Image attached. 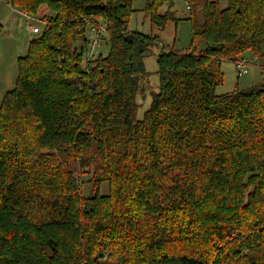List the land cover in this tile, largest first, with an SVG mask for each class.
<instances>
[{"label":"trees","instance_id":"16d2710c","mask_svg":"<svg viewBox=\"0 0 264 264\" xmlns=\"http://www.w3.org/2000/svg\"><path fill=\"white\" fill-rule=\"evenodd\" d=\"M7 2L52 15L0 104V264H264V79L215 94L222 62L264 65V0H184L189 47L157 55L142 119L158 36L128 30L131 0ZM172 6L148 2L153 28ZM91 25L108 52L85 64Z\"/></svg>","mask_w":264,"mask_h":264},{"label":"rangeland","instance_id":"374dc122","mask_svg":"<svg viewBox=\"0 0 264 264\" xmlns=\"http://www.w3.org/2000/svg\"><path fill=\"white\" fill-rule=\"evenodd\" d=\"M7 1L8 0H0V23L3 26V31L0 36V104L4 96L15 86L18 74L17 59L26 55L29 41L42 33L43 26L42 23H40L41 18L52 15L46 7H40L35 15H29L32 20L26 22L20 14H12ZM149 1L150 0H131L133 13L131 14L128 24V30L131 32L158 36L157 43L149 47V54H147V57L143 58L144 68L147 74L142 76L140 80V91L137 95V103L139 105V110L137 112L138 119H142L145 111H147L151 105V100L154 97V94L158 92L159 80L158 75L156 74L157 55L162 51L186 50L189 47L193 34L191 23L185 21L190 15V8L185 4L184 0H173V6L171 8V13L174 14L177 19L181 20V22L177 25L174 22H169L162 31L153 28L150 16L145 13V8ZM219 4L220 7L224 9L227 6V0H219ZM168 7L169 4L165 3L160 8L159 12L161 14L165 13ZM194 9L195 8L193 7V10ZM16 11L22 12L20 9H16ZM195 11L196 13L194 14V17L199 23H201V9L198 7ZM27 26L32 29H37L38 33L32 34L30 31H27ZM92 27L94 26H88V31H86L87 38L93 33L90 32ZM102 36L104 37V33ZM89 42L88 39V43ZM106 52H108V47L104 40H102L100 42V47L98 48V54H106ZM83 59L85 64H88L85 58ZM244 61L247 64L245 67L246 74L243 75L238 73L234 63L222 62L220 64L223 84L216 88V95L231 93L236 86L239 89H246L264 79V65L261 67L262 61L258 62L257 60H254L250 53L244 54ZM89 178V176H85L84 181ZM91 190L93 191L90 184H85L83 186L84 195ZM106 192L107 187L106 185H103L100 193L102 195L106 194Z\"/></svg>","mask_w":264,"mask_h":264},{"label":"built area","instance_id":"2783aa9c","mask_svg":"<svg viewBox=\"0 0 264 264\" xmlns=\"http://www.w3.org/2000/svg\"><path fill=\"white\" fill-rule=\"evenodd\" d=\"M10 9L12 11V14H14V13L20 14L26 20V22L32 20V18L29 15L22 13L20 11L17 12L16 9L11 8V7H10ZM26 30L30 31L32 34L38 33L37 29H35V28L32 29L28 26L26 27ZM90 32H93V33H91L88 37L90 42L88 43L86 54L84 57L87 62H91L97 56L98 48L100 47V42L102 39V35L104 33V28L102 25H97V26L92 27L90 29ZM245 67H246V63L244 61L238 62L236 64V69H237L238 73L241 75L246 74Z\"/></svg>","mask_w":264,"mask_h":264}]
</instances>
